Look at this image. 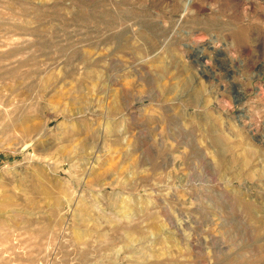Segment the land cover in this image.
Wrapping results in <instances>:
<instances>
[{
  "label": "rangeland",
  "instance_id": "rangeland-1",
  "mask_svg": "<svg viewBox=\"0 0 264 264\" xmlns=\"http://www.w3.org/2000/svg\"><path fill=\"white\" fill-rule=\"evenodd\" d=\"M0 264H264V0H0Z\"/></svg>",
  "mask_w": 264,
  "mask_h": 264
},
{
  "label": "bare ground",
  "instance_id": "bare-ground-1",
  "mask_svg": "<svg viewBox=\"0 0 264 264\" xmlns=\"http://www.w3.org/2000/svg\"><path fill=\"white\" fill-rule=\"evenodd\" d=\"M191 2H192V0H186V6H189L191 4Z\"/></svg>",
  "mask_w": 264,
  "mask_h": 264
}]
</instances>
